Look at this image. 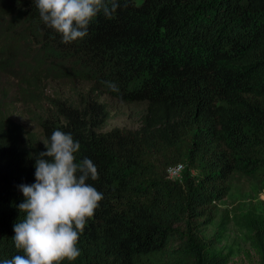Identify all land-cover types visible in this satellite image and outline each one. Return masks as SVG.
I'll use <instances>...</instances> for the list:
<instances>
[{"label": "trees", "instance_id": "trees-1", "mask_svg": "<svg viewBox=\"0 0 264 264\" xmlns=\"http://www.w3.org/2000/svg\"><path fill=\"white\" fill-rule=\"evenodd\" d=\"M88 35L64 43L35 0H0V72L25 103L49 114L27 128L0 91V260L22 254L20 185L36 182V159L55 130L89 158L103 194L80 234V256L62 264H227L202 234L236 172L264 169V0H118ZM90 84L78 100L47 95L46 80ZM115 84L118 91L108 85ZM105 93L145 103L137 128L103 130ZM38 103V104H40ZM47 159V158H46ZM183 165L180 179L169 169ZM264 264V223L253 233Z\"/></svg>", "mask_w": 264, "mask_h": 264}, {"label": "clouds", "instance_id": "clouds-1", "mask_svg": "<svg viewBox=\"0 0 264 264\" xmlns=\"http://www.w3.org/2000/svg\"><path fill=\"white\" fill-rule=\"evenodd\" d=\"M41 19L69 43L88 35V27L101 11L111 19L118 0H35ZM118 91L115 84L108 85ZM47 151L36 159V182L20 185L25 200L18 205L23 214L13 226L15 248L22 254L0 260V264H62L80 256L78 242L86 221L94 215L103 194L89 179H98L93 161L76 162L79 141L70 133L55 130ZM47 158V159H46Z\"/></svg>", "mask_w": 264, "mask_h": 264}, {"label": "rangeland", "instance_id": "rangeland-1", "mask_svg": "<svg viewBox=\"0 0 264 264\" xmlns=\"http://www.w3.org/2000/svg\"><path fill=\"white\" fill-rule=\"evenodd\" d=\"M17 81L0 72V91L7 96L8 109L12 116L24 125L39 132L32 116L37 113L49 114L46 99L40 103H25L18 94ZM90 84L63 79L44 83L47 95L66 97L77 101L79 93L87 94ZM106 101L110 118L103 130L115 126L137 128L145 112L142 102H122L105 93L98 97ZM264 223V169L252 172H236L230 183L228 195L218 203L216 215L207 224L202 234L214 240L213 252L226 255L227 264H258L260 255L253 246L256 224Z\"/></svg>", "mask_w": 264, "mask_h": 264}, {"label": "built area", "instance_id": "built-area-1", "mask_svg": "<svg viewBox=\"0 0 264 264\" xmlns=\"http://www.w3.org/2000/svg\"><path fill=\"white\" fill-rule=\"evenodd\" d=\"M182 170H183V165H181V164H179L175 167H171L169 169V178H171L173 180L180 179Z\"/></svg>", "mask_w": 264, "mask_h": 264}]
</instances>
